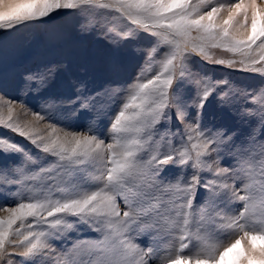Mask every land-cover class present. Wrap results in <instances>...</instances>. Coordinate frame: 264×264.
<instances>
[{"label": "snow or ice", "instance_id": "1", "mask_svg": "<svg viewBox=\"0 0 264 264\" xmlns=\"http://www.w3.org/2000/svg\"><path fill=\"white\" fill-rule=\"evenodd\" d=\"M222 10L228 15L221 25L215 21ZM249 11L250 31L237 38L230 28H247ZM61 12L78 17L81 33L113 51L149 43L134 80L101 87L86 75L58 79L55 63L6 67L0 48V127L36 150L0 137V264H15L14 256L19 264H150L156 250L148 241L162 232L179 248L161 264H264L241 248L246 238L253 251L264 250V88H240L193 67L199 59L264 75V10L256 0H0V31ZM217 48L231 57L214 58L209 49ZM8 88L35 92L52 115L33 112L21 126L15 112L30 109L19 96L6 99ZM210 98L218 113L206 111ZM109 114L106 143L96 124ZM46 118L54 122L40 135L35 125ZM82 120L83 130H65ZM168 166L177 174L169 176ZM232 201L242 207L227 215ZM253 215L258 224L250 223ZM194 221L201 227L193 262L180 253ZM84 231L96 236L69 241ZM223 232L243 236L219 251L215 238ZM58 240L70 247L58 251Z\"/></svg>", "mask_w": 264, "mask_h": 264}, {"label": "rangeland", "instance_id": "2", "mask_svg": "<svg viewBox=\"0 0 264 264\" xmlns=\"http://www.w3.org/2000/svg\"><path fill=\"white\" fill-rule=\"evenodd\" d=\"M7 2V0H5ZM196 0H193L195 3ZM220 2L231 4L236 2V0H220ZM247 3L248 0H245ZM257 5L261 10H264V0H256ZM227 10H222L216 18L217 24H223L224 19L227 18ZM239 20H243V17H239ZM251 23V11L248 13V27L242 28L238 23H233L230 31L237 38H246L248 32L250 31ZM195 35V33H193ZM149 41L147 39H141L135 45H130L129 47L116 52L113 51L108 45L98 36L95 35H85L79 31V18L71 15H64L61 13H53L51 16L43 18L42 20H35L27 22L24 25L19 26L15 30H10L7 32L0 31V48H3L6 52V67H11L13 63L21 66L19 70L23 68H35L37 66H43L45 64L55 63L61 68V72L58 79H75L79 77L87 76V79L92 82L93 86L101 87L111 80H119L121 82H131L136 78L137 73L140 71L141 66L144 61L140 55V51L144 50ZM210 55L214 58H224L228 59L231 54L222 49H209ZM239 59V57H236ZM259 66V65H258ZM195 70H199L203 73H207L209 76L215 79H227L231 81L234 85L240 88L256 90L259 88H264V75L256 73H248L243 71L233 70L225 65H215L208 62L201 61L197 59V63L193 66ZM15 70V69H14ZM158 66H153V71H157ZM152 73H146L145 79L150 78ZM5 98L15 99L17 96L23 101H25L26 106L30 111L25 114L22 110L17 109L14 114V119H17L21 126H24L27 122L33 120V112H41L42 114L52 115V113L47 109V105H43L35 92L31 94H20L14 88H8L5 93ZM119 107V101L115 107L111 109V113H115ZM206 111L209 114L218 113L219 108L217 102L210 98L209 103L206 105ZM62 119V118H61ZM112 119V115H106L102 117L96 124V129L102 138L105 139L106 143L111 142V137L108 133V125ZM213 119L212 115H209V120ZM216 123H220L218 117L215 118ZM54 121L45 119L39 121L35 127L39 129L40 135H47L50 129L44 126L48 123ZM69 122L64 121V125ZM229 123H231L229 121ZM86 121H79L72 123L70 127H65V130H83ZM61 126V125H57ZM0 137H9L16 142L22 144L29 151L35 152L33 145H31L23 137L10 132L9 130L0 127ZM40 155H43L42 153ZM6 161L2 156H0V165L4 164ZM221 167L225 166L223 162L220 164ZM170 169L169 176L177 174L175 169L168 166ZM185 175H190L191 170L187 169L184 171ZM205 176L211 178L210 173H204ZM229 184H233L231 180L228 181ZM234 187H239V182L233 184ZM206 194L198 195L197 199L201 202ZM0 199V203H4ZM11 205V201H8ZM241 201H232L224 211L227 215H233L238 213L242 207ZM5 213L0 212V215ZM199 218H197L198 220ZM250 223H259V216H250ZM15 227H19L17 224ZM201 225L197 222H193L190 227V240L185 241L188 243L189 247L180 253V255L185 257H191L193 262L195 259L194 253L199 250V241L195 239L197 229ZM203 234V233H202ZM96 236V233L91 231H84L82 233H77L74 236L69 237V241H75L79 239H91ZM243 236V233L231 234L229 232L220 233L216 236L220 247L219 251H222L224 247L229 246L234 243L235 239ZM149 244H151L155 251V255L150 262V264H161V258L174 254L179 248V241L171 235L161 233L155 240L149 239ZM54 247L59 251L61 247L68 248L70 243L65 242L61 245L59 240L54 243ZM242 250L253 256L255 259H264V250L259 247L255 251L252 250L250 242L245 238L242 240L241 244ZM11 251V249H9ZM17 251H20L18 249ZM239 251V250H238ZM174 258V255H173ZM15 264H19L22 259L19 256L12 257ZM242 264H247V260H243Z\"/></svg>", "mask_w": 264, "mask_h": 264}]
</instances>
